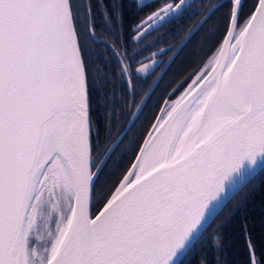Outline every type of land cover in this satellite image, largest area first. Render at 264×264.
Masks as SVG:
<instances>
[{
	"label": "snow or ice",
	"instance_id": "obj_1",
	"mask_svg": "<svg viewBox=\"0 0 264 264\" xmlns=\"http://www.w3.org/2000/svg\"><path fill=\"white\" fill-rule=\"evenodd\" d=\"M226 3L202 74L161 109L93 213L110 152L93 155L86 50L110 48L134 88L126 49L100 40L91 7L82 13L75 0H0V264H182L264 165V0ZM189 7L162 4L133 38ZM222 7L211 5L184 40ZM110 14L119 23L118 3ZM247 247L249 264H264L250 236Z\"/></svg>",
	"mask_w": 264,
	"mask_h": 264
},
{
	"label": "trees",
	"instance_id": "obj_2",
	"mask_svg": "<svg viewBox=\"0 0 264 264\" xmlns=\"http://www.w3.org/2000/svg\"><path fill=\"white\" fill-rule=\"evenodd\" d=\"M250 0H248L249 2ZM76 4L80 8L82 13L87 12L88 7H91L92 21L94 24L95 33L98 37L104 36L99 29L103 26L102 16L107 10L109 15L113 2L123 3L126 16L129 17L131 12V0H75ZM101 4L104 7H101ZM227 12V3L225 7L219 8L208 18L207 22H211L217 16L221 15V24L224 30V15ZM113 23H111V29L114 32L118 31V23L114 16ZM201 16L197 17L193 21H189L187 26H184L180 30L173 31V44L172 48L177 44L188 32L190 26L195 24ZM206 22V23H207ZM204 23L203 27L206 26ZM184 24V23H183ZM127 26V20L125 22ZM81 29L84 28L83 20L80 22ZM203 27L197 31L196 35L189 40V42L183 48V51H187L191 44L196 40L199 34L202 32ZM99 33V34H98ZM107 37H111V32L108 31ZM205 37L203 32L200 37L195 41L196 44ZM117 48L120 42L114 40ZM165 43V38L162 39ZM122 46H125L126 50H130L131 42L125 39L122 42ZM215 51V48L214 50ZM205 54L204 57H200L196 63L191 66L183 68L181 71L174 69L173 71V84L177 82L179 78L191 73L186 81L182 83L173 93L170 99H172L187 83L192 74L199 68L205 60L212 54ZM131 54V53H130ZM86 60L89 68V87L92 100V119L94 122V132L92 136L93 155H97V149H100L99 155H104L110 143L115 138L121 127H119V121L114 118L113 115L108 113L110 109H117L121 99L114 100V97L118 95L117 89V76L115 71L111 68L106 70L102 64L107 58L111 64L114 57L110 50L105 47L104 44H96L86 50ZM191 70V71H190ZM111 100H113L112 103ZM111 102L110 104L108 102ZM99 108H98V107ZM158 105H156V109ZM98 110L99 112H96ZM151 112V111H150ZM150 112L147 115H150ZM156 112L151 114L145 121V125L141 126L142 130L137 137L138 141L134 149L130 152L127 149L122 148L119 151L114 152L107 163L104 165L103 170L100 173L99 178L96 181V194L93 199L92 212L95 213L101 206V201L104 196L107 195L108 189L111 185L121 176L125 169L130 165V162L134 158V153L137 150V145L142 141V138L147 133L150 125L156 117ZM122 123V122H121ZM110 128V134L108 130ZM98 129L99 134H96ZM112 132V133H111ZM114 133V134H113ZM113 134V136H111ZM125 139V138H124ZM98 141V143H97ZM126 141V140H125ZM99 162V161H98ZM245 194L246 197H245ZM99 195V196H98ZM247 229V235L244 229ZM250 236L251 242L255 244L256 255L264 260V167L256 174L249 182H247L228 202L226 207L216 216L214 220L206 227L202 235L195 241L191 249L186 253L182 259V264H249V249L247 247L248 237Z\"/></svg>",
	"mask_w": 264,
	"mask_h": 264
},
{
	"label": "flooded vegetation",
	"instance_id": "obj_3",
	"mask_svg": "<svg viewBox=\"0 0 264 264\" xmlns=\"http://www.w3.org/2000/svg\"><path fill=\"white\" fill-rule=\"evenodd\" d=\"M218 1L220 0H191L187 3L191 5V7H189L187 11H183L180 16L166 21L163 25L154 26L151 30H148L147 34H144L142 38L137 37L135 39L133 38L135 37L133 25L138 24L140 19L146 14H150L162 4L171 3L173 0H153L141 5H139L137 1L131 0V4L133 5L130 8L131 12L129 13V17L126 16L123 3H119L121 19L118 23L117 32L112 31L110 25L113 23L114 18H111V15H109V19L106 20L105 14L102 16L103 19L101 22L103 23V26L99 30L104 36H100V40L108 41L110 45L116 44L114 40H117V42L121 43L117 47V50H120L121 48L125 49V46H122V42L125 39L130 40L132 44L130 50H126V57L133 73L131 79L134 88H129L128 77L121 76V74L117 71L118 67H120L118 64V58L112 54L110 48L108 49L114 57L112 63H109V58L102 62L107 71L110 70V68L115 71L118 79L116 86L119 93L114 97V100L119 103V99H121V103H119V107L121 108L108 110L110 115H113L114 118L120 120L119 127H121V129L116 134L115 138L105 152L108 151L120 134L125 130L133 115L135 116L132 124L125 131L126 134H123L120 141L114 146L110 156L122 148H125L130 152L134 149L138 141L137 137L142 130L141 126L145 125V121L149 118V116H151V114H154L155 112L158 113L162 103L171 98L174 91L182 85V83H184L191 74L190 72L187 73L179 78L175 84H173L174 69L181 71L189 65L193 66L200 57H204L205 54L209 55L210 52L214 50V45H216L219 40L223 29L221 24V15L217 16L211 22H207L206 26H202L203 30L196 40L203 32L205 33V37L197 44L195 40L191 44V47L185 52L183 51V48L189 40L196 35L197 31L193 32V34L175 54L174 51L177 49L178 45L182 42L185 36L174 48H172V39L174 38L173 31L175 29L180 30L184 26H187L189 21H193L197 17L204 15L208 8L211 5L216 4ZM176 2H178V0H176ZM251 3L252 0L249 2L248 0H245V7ZM144 5L149 6L145 7ZM197 9H201L203 11H197ZM126 20L127 26H125ZM202 27H200L199 30ZM108 31L111 32V37H107ZM163 38H165V43L162 41ZM142 64H150L148 71L137 72L136 70L140 68ZM111 102L115 103L113 100H111ZM111 102L109 101L108 103L110 104ZM137 105H139V108ZM156 105H158L157 109ZM96 112L99 111L96 110ZM149 112L150 115H147ZM99 114L101 113L99 112ZM113 134L111 136H113Z\"/></svg>",
	"mask_w": 264,
	"mask_h": 264
},
{
	"label": "water",
	"instance_id": "obj_4",
	"mask_svg": "<svg viewBox=\"0 0 264 264\" xmlns=\"http://www.w3.org/2000/svg\"><path fill=\"white\" fill-rule=\"evenodd\" d=\"M135 1H137L138 2V4L139 5H141V4H144V3H147V2H150V1H153V0H135ZM191 0H186V3H189ZM218 2H226V0H220V1H218ZM217 2V3H218ZM195 30H193V32H194ZM192 34H190V36H191ZM188 40V39H187ZM187 40H182V41H184L183 43H180L179 45H178V47H177V49L174 51V54L181 48V46H183V44L187 41ZM212 55V54H211ZM211 55L205 60V62L192 74V76L190 77V79L187 81V83L184 85V87L172 98V99H168V100H165L164 102H163V104L161 105V107H160V109H159V111H158V113H157V115H156V117L157 116H159V115H162V113H161V109L162 108H166L171 102H173V101H175L183 92H184V90L188 87V85L192 82V80L193 79H195L196 78V76H198V75H200V74H202L201 73V70L204 68V65L208 62V60H209V58L211 57ZM156 117L154 118V120H153V122L152 123H154L155 122V120H156ZM134 118H135V116L133 115V117L130 119V121L128 122V124H127V126H126V128H125V130L120 134V136H119V139H116V141L113 143V145L108 149V151L107 152H110L111 153V151L113 150V148H114V146L120 141V139L122 138V136H123V134L125 133V131L129 128V126L132 124V122H133V120H134ZM152 125V124H151ZM151 125H150V127H151ZM150 127H149V129H150ZM148 129V130H149ZM147 134V133H146ZM145 134V135H146ZM264 167V165H257L256 166V168H255V170H254V172H252L251 174H249L247 177H246V181H245V183H244V185L247 183V182H249L256 174H258L261 170H262V168ZM243 185V186H244ZM242 188V187H241ZM240 188V189H241ZM92 210V209H91ZM199 238V236L197 237V239ZM196 239V240H197ZM183 259V258H182Z\"/></svg>",
	"mask_w": 264,
	"mask_h": 264
}]
</instances>
